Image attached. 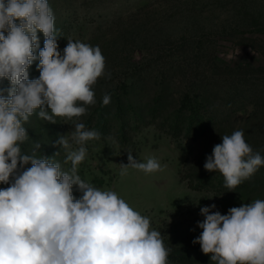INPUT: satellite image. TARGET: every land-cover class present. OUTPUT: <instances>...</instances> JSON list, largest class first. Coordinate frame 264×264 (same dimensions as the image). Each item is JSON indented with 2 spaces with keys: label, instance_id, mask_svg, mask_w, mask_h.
Here are the masks:
<instances>
[{
  "label": "rangeland",
  "instance_id": "1",
  "mask_svg": "<svg viewBox=\"0 0 264 264\" xmlns=\"http://www.w3.org/2000/svg\"><path fill=\"white\" fill-rule=\"evenodd\" d=\"M48 2L61 54L68 40L98 46L104 75L92 86L96 102L83 105L84 115L50 123L37 109L24 124L22 153L67 171L71 163L56 143L59 136L75 149L76 123L97 131L99 139L84 144L81 179L115 191L149 218L169 249L168 264H215L193 244L202 233L200 209L215 204L212 211L226 215L232 207L264 200V165L234 189L219 171L204 168L222 136L237 130L253 154L264 157V0ZM38 38L43 48L42 32ZM38 63L29 67V79L39 77ZM9 86L0 80L4 95ZM105 94L111 97L107 105ZM186 95L192 101L184 105ZM128 152L139 162L157 159L161 169L146 174L130 168L121 176ZM8 186L0 183V189ZM72 195L82 197L76 185Z\"/></svg>",
  "mask_w": 264,
  "mask_h": 264
},
{
  "label": "clouds",
  "instance_id": "2",
  "mask_svg": "<svg viewBox=\"0 0 264 264\" xmlns=\"http://www.w3.org/2000/svg\"><path fill=\"white\" fill-rule=\"evenodd\" d=\"M38 32L45 37L43 48ZM55 32L48 0H0V80L10 84L7 95L0 89V183L10 184L0 189V264H168L169 249L160 232L150 228L149 218L115 191L97 189L77 174L87 154L84 144L99 139L97 131L76 123L71 133L79 146L75 149L59 136L56 143L71 163L67 171L21 151L28 139L24 124L37 109L50 123L55 117L84 115L83 105L96 102L92 86L104 75L98 46L68 40L61 54ZM37 59L39 77L29 79L28 69ZM110 101L105 94L103 104ZM127 159L120 164L121 176L130 168L146 174L161 169L153 157L139 162L128 152ZM261 165L264 157L253 154L237 130L222 136L204 168L219 171L225 186L234 189ZM73 185L81 198L72 195ZM215 207L200 209L202 233L193 244L211 254L215 264H264V200L232 207L226 215L213 212Z\"/></svg>",
  "mask_w": 264,
  "mask_h": 264
},
{
  "label": "trees",
  "instance_id": "3",
  "mask_svg": "<svg viewBox=\"0 0 264 264\" xmlns=\"http://www.w3.org/2000/svg\"><path fill=\"white\" fill-rule=\"evenodd\" d=\"M191 101H192V100L189 98V96L186 95V96L183 98V103H182V104L187 105V104H190Z\"/></svg>",
  "mask_w": 264,
  "mask_h": 264
}]
</instances>
